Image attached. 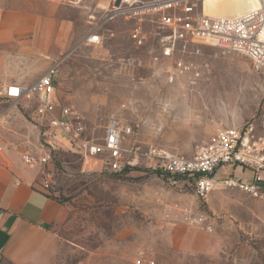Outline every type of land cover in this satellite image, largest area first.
<instances>
[{
	"label": "rangeland",
	"instance_id": "obj_1",
	"mask_svg": "<svg viewBox=\"0 0 264 264\" xmlns=\"http://www.w3.org/2000/svg\"><path fill=\"white\" fill-rule=\"evenodd\" d=\"M33 1L42 3L44 34L60 62L53 78L58 97L85 116L90 138H103L118 119L134 127L125 147L156 145L193 156L219 129L260 127L264 120V72L247 56L203 46L200 54L183 55L199 74L183 73L175 63L180 53L161 56L153 13L112 16L113 0ZM138 25L143 44L131 36ZM94 33L101 43L87 42ZM1 106L0 143L20 155L39 153L34 108ZM58 139L40 184L67 207V218L53 225L59 264H264V202L237 188L200 198L194 186H173L142 157L111 171L108 153L86 161L68 137ZM233 170L223 166L219 175ZM47 173L52 178L44 185ZM244 177L251 180L252 172Z\"/></svg>",
	"mask_w": 264,
	"mask_h": 264
},
{
	"label": "built area",
	"instance_id": "obj_2",
	"mask_svg": "<svg viewBox=\"0 0 264 264\" xmlns=\"http://www.w3.org/2000/svg\"><path fill=\"white\" fill-rule=\"evenodd\" d=\"M113 14L141 16L145 13L157 15L156 22L162 30L160 34L161 56L177 57L176 68L183 73L199 74L192 62L184 60L185 54H200L203 46H215L239 52L251 59L255 68L264 72V0L240 15L234 17L215 16L205 12L204 0H113ZM137 44H143L146 36L142 26L131 32ZM89 44L102 41L99 33L87 37ZM60 62L55 61L48 70L30 84L0 83L1 106L8 101L16 106L33 107L34 117L40 127L41 141L39 153H23V161L30 166H45L61 146L58 134L68 137L70 144L76 145L85 160L96 159L109 154V169L121 171L142 157L146 166L165 178L173 186L181 189L194 186L200 198L218 188H237L251 197L264 202V120L260 127L253 122L243 126L219 129L204 140L193 156L175 153L167 148L151 145L146 149L123 145L126 136L134 132L132 125L113 119L106 127L101 139L87 135L85 116L71 105L63 104L58 97V89L53 82ZM4 147L0 144V153ZM233 165L248 169L252 179L243 175L230 174L220 177L223 166ZM51 174L43 179L44 185L51 182ZM195 223H204L195 218ZM212 231V226L206 225ZM154 264V262H149ZM138 264H142L139 260Z\"/></svg>",
	"mask_w": 264,
	"mask_h": 264
},
{
	"label": "crops",
	"instance_id": "obj_3",
	"mask_svg": "<svg viewBox=\"0 0 264 264\" xmlns=\"http://www.w3.org/2000/svg\"><path fill=\"white\" fill-rule=\"evenodd\" d=\"M41 5L0 0V83L30 84L57 61ZM0 144V264H59L53 225L67 218V207L43 189L42 166ZM245 171L234 166L235 175Z\"/></svg>",
	"mask_w": 264,
	"mask_h": 264
},
{
	"label": "bare ground",
	"instance_id": "obj_4",
	"mask_svg": "<svg viewBox=\"0 0 264 264\" xmlns=\"http://www.w3.org/2000/svg\"><path fill=\"white\" fill-rule=\"evenodd\" d=\"M258 4L259 0H204V10L215 16L234 17Z\"/></svg>",
	"mask_w": 264,
	"mask_h": 264
},
{
	"label": "trees",
	"instance_id": "obj_5",
	"mask_svg": "<svg viewBox=\"0 0 264 264\" xmlns=\"http://www.w3.org/2000/svg\"><path fill=\"white\" fill-rule=\"evenodd\" d=\"M126 167H127V169H128V168H130L131 166H126ZM127 169H126V170H127Z\"/></svg>",
	"mask_w": 264,
	"mask_h": 264
}]
</instances>
